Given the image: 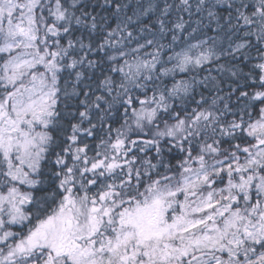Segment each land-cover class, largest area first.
<instances>
[{"label": "snow or ice", "instance_id": "6c2138e0", "mask_svg": "<svg viewBox=\"0 0 264 264\" xmlns=\"http://www.w3.org/2000/svg\"><path fill=\"white\" fill-rule=\"evenodd\" d=\"M0 264H264V0H0Z\"/></svg>", "mask_w": 264, "mask_h": 264}]
</instances>
